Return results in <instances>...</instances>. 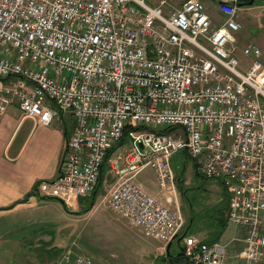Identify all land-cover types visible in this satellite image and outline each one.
Here are the masks:
<instances>
[{"label":"built area","instance_id":"obj_1","mask_svg":"<svg viewBox=\"0 0 264 264\" xmlns=\"http://www.w3.org/2000/svg\"><path fill=\"white\" fill-rule=\"evenodd\" d=\"M239 2L217 0L215 23L201 0H0V115L16 106L40 125L59 111L73 119L57 178L37 182L34 194L76 207L104 165V208L166 245L184 226L171 202L170 160L185 151L199 175L222 184L225 217L240 236L184 237L182 264L258 262L264 66L248 44L240 52L251 62L240 69ZM145 168L154 194L134 180ZM75 264L94 261L82 255Z\"/></svg>","mask_w":264,"mask_h":264},{"label":"rangeland","instance_id":"obj_2","mask_svg":"<svg viewBox=\"0 0 264 264\" xmlns=\"http://www.w3.org/2000/svg\"><path fill=\"white\" fill-rule=\"evenodd\" d=\"M246 28L248 30V26ZM243 39L242 45L249 42ZM178 133L181 134L180 130ZM171 160L170 165L178 174L185 158L177 152ZM185 162L183 187L189 188L188 193L183 197L175 185L171 202L184 219L182 233L211 240L218 229L211 219L216 206L224 203V190L219 181L196 176L192 163ZM134 180L150 193L156 192L153 170L143 169L134 176ZM112 181L107 173V191L108 183ZM105 194L106 188L101 184L93 208L84 214H68L54 200L38 201L35 204L36 199L14 211L0 213V264H74V260L70 259L74 255L77 258L82 255L91 256L94 264H167L162 261L166 258V246L145 236L141 228L107 211L102 204ZM89 202L82 199L78 207L68 209L81 211ZM239 236V226L230 223L219 239L224 242ZM238 245V242H234L230 249L238 248ZM170 252L172 256L178 253L175 244L171 246Z\"/></svg>","mask_w":264,"mask_h":264},{"label":"crops","instance_id":"obj_3","mask_svg":"<svg viewBox=\"0 0 264 264\" xmlns=\"http://www.w3.org/2000/svg\"><path fill=\"white\" fill-rule=\"evenodd\" d=\"M202 2L213 22H220L222 16L217 11V0H202ZM237 21L242 26L236 34L240 69H247L251 62L250 57L240 53V49L248 44L261 48L259 59L264 66V0L255 1L252 5H240ZM243 38L249 42L242 45ZM58 113L59 117L48 126L24 118L16 106H8L5 113L0 115V208L22 199L32 191L37 182L53 180L57 177L65 148V138L73 129L70 113ZM223 195L224 211H222L225 213L228 201L225 190ZM32 200L33 198H29V201ZM24 205L18 204L13 209L0 213L14 211ZM190 236L200 241H208L204 240L203 236ZM231 238L224 242H229ZM254 264H264V254Z\"/></svg>","mask_w":264,"mask_h":264},{"label":"water","instance_id":"obj_4","mask_svg":"<svg viewBox=\"0 0 264 264\" xmlns=\"http://www.w3.org/2000/svg\"><path fill=\"white\" fill-rule=\"evenodd\" d=\"M255 1H258V0H248L247 2H245L244 4L246 5H252ZM187 159L185 158L184 160V163L182 164V169L180 170V172L177 174V182L180 183L181 180H182V176H183V173H184V170H185V161ZM196 166V165H195ZM100 184V180L98 182V185ZM180 188H181V185H180ZM95 195H96V190L93 192L92 194V199L95 198ZM32 195L30 193H27L22 199L16 201V202H13L12 204L8 205V206H5V207H1L0 208V211H8V210H11L13 209L16 205L18 204H24V203H27L29 201V198L31 197ZM37 199L40 200V201H46V200H54L56 202H58L61 207L63 208V210L68 213V214H84V213H87L92 207H93V204L94 202L91 201L89 203V206L81 211H70L69 209H67L65 207V205L63 204V202L58 199V198H55V197H51V196H37ZM182 240V236L180 237H176V244L178 245V248H179V251L182 252V247L179 246L180 244V241ZM172 245V242H169L167 245H166V249H165V252H166V262L167 264H177L176 260L174 259V257L171 256V253H170V247Z\"/></svg>","mask_w":264,"mask_h":264},{"label":"trees","instance_id":"obj_5","mask_svg":"<svg viewBox=\"0 0 264 264\" xmlns=\"http://www.w3.org/2000/svg\"><path fill=\"white\" fill-rule=\"evenodd\" d=\"M169 129L170 128H167L165 131H163L162 133H164V132H169ZM178 154L182 157V158H186L187 159V154L185 153V151H179L178 152ZM174 157V156H173ZM173 159V158H172ZM172 161V160H171ZM105 166H103L102 167V171H101V173L103 172H105ZM221 184V183H220ZM221 187H223L222 186V184H221ZM223 190H224V188H223ZM32 193V192H31ZM96 197V196H95ZM87 200H89L90 202L91 201H95V198L94 199H92V196H89L88 198H86ZM89 202V203H90ZM89 205V204H88ZM221 210H223V205H217L216 206V209L214 210V212H215V214H214V216L212 217V219H211V221L214 223V224H216V226L218 227V229H217V232L215 233V237L213 238V239H211V240H208V241H206L207 243H211V242H215V241H218L219 240V238L221 237V235H222V233H223V231H224V229H225V227L227 226V221H226V218L224 217V215H223V212H221ZM183 231V229L181 230V232ZM57 251H59V250H57ZM179 256V255H178ZM174 258L176 259V260H178V258H177V255H175L174 256ZM70 259L71 260H74L75 259V257L73 258H71V256H70ZM163 262H165L166 261V258L165 259H163L162 260ZM75 263V262H74Z\"/></svg>","mask_w":264,"mask_h":264},{"label":"flooded vegetation","instance_id":"obj_6","mask_svg":"<svg viewBox=\"0 0 264 264\" xmlns=\"http://www.w3.org/2000/svg\"><path fill=\"white\" fill-rule=\"evenodd\" d=\"M188 162L191 163V161H188ZM183 184H184V175L182 177L181 183H177V185H178V190L181 192L182 196L185 197V195L188 193L189 188H184ZM180 185H181V188H180ZM178 264H182L180 260H178Z\"/></svg>","mask_w":264,"mask_h":264}]
</instances>
